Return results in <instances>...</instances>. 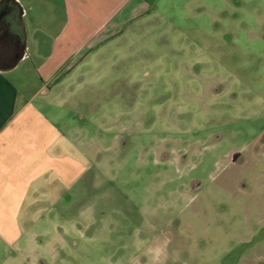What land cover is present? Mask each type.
Listing matches in <instances>:
<instances>
[{"label": "rangeland", "instance_id": "rangeland-1", "mask_svg": "<svg viewBox=\"0 0 264 264\" xmlns=\"http://www.w3.org/2000/svg\"><path fill=\"white\" fill-rule=\"evenodd\" d=\"M71 67L93 182L30 264H264V0H156Z\"/></svg>", "mask_w": 264, "mask_h": 264}, {"label": "crops", "instance_id": "crops-1", "mask_svg": "<svg viewBox=\"0 0 264 264\" xmlns=\"http://www.w3.org/2000/svg\"><path fill=\"white\" fill-rule=\"evenodd\" d=\"M60 1L0 0V264H30L39 224L56 226L58 205L93 182L70 115L74 58L150 11L145 0Z\"/></svg>", "mask_w": 264, "mask_h": 264}, {"label": "trees", "instance_id": "trees-1", "mask_svg": "<svg viewBox=\"0 0 264 264\" xmlns=\"http://www.w3.org/2000/svg\"><path fill=\"white\" fill-rule=\"evenodd\" d=\"M145 1L149 4L150 8H152L153 5H154V2H155L156 0H145Z\"/></svg>", "mask_w": 264, "mask_h": 264}]
</instances>
